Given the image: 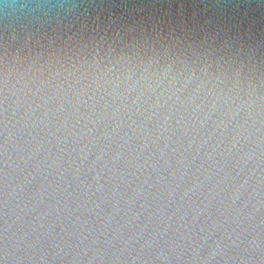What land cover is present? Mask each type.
<instances>
[{"label": "clouds", "instance_id": "9594fccd", "mask_svg": "<svg viewBox=\"0 0 264 264\" xmlns=\"http://www.w3.org/2000/svg\"><path fill=\"white\" fill-rule=\"evenodd\" d=\"M0 264H264V0H0Z\"/></svg>", "mask_w": 264, "mask_h": 264}]
</instances>
